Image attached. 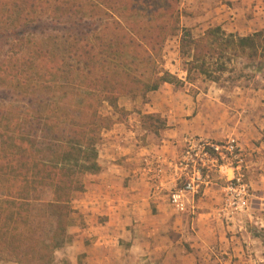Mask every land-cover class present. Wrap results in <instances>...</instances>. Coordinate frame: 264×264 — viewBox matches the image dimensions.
I'll use <instances>...</instances> for the list:
<instances>
[{"label":"trees","instance_id":"obj_1","mask_svg":"<svg viewBox=\"0 0 264 264\" xmlns=\"http://www.w3.org/2000/svg\"><path fill=\"white\" fill-rule=\"evenodd\" d=\"M180 18L179 0H0V101L11 96L0 105V261L52 264L68 243L79 177L99 172V134L115 122L103 104L123 112L119 98L183 87L192 72L218 83L237 60L264 73V30L194 37ZM170 37L184 79L163 68Z\"/></svg>","mask_w":264,"mask_h":264},{"label":"crops","instance_id":"obj_2","mask_svg":"<svg viewBox=\"0 0 264 264\" xmlns=\"http://www.w3.org/2000/svg\"><path fill=\"white\" fill-rule=\"evenodd\" d=\"M193 1L200 0H189L187 9L194 10L195 20H201V10L206 11V7L202 2L195 6ZM229 13L226 10L225 16ZM221 22L213 20L217 25ZM257 79L260 85L254 94L244 89L239 96L226 97L188 96L176 91L164 95L169 86L164 84L143 97L119 98L117 105L127 113L126 118L119 121L109 113L115 122L100 133L96 147L100 170L84 175L83 191L73 196L71 205L77 218H69L68 243L54 253L60 256L59 263L77 264L80 255L82 264H121L119 247L124 238L127 251L138 252L136 258L143 255L149 264H256L250 248L255 238L246 224L264 227V73H258ZM139 108L141 114L134 111ZM144 113L165 122L158 135L143 127L140 116ZM186 135L213 141L235 138L250 187L259 192L251 197L257 209L250 212L249 207L240 219H230L220 209V190L212 186L201 189L184 214L195 215L191 251L180 254L172 247L177 241L169 242L164 233L177 231L173 212L166 195L151 187L143 161L177 158Z\"/></svg>","mask_w":264,"mask_h":264},{"label":"rangeland","instance_id":"obj_3","mask_svg":"<svg viewBox=\"0 0 264 264\" xmlns=\"http://www.w3.org/2000/svg\"><path fill=\"white\" fill-rule=\"evenodd\" d=\"M237 1L239 2L237 3ZM188 3L189 0H179V9L181 11L180 25L189 28L194 37H198L202 35L203 32H205L208 28L215 26H219V27L221 26V28L225 32L233 33L238 36H246L254 32L264 30V0L193 1L192 3L195 6L201 4V6L206 7V11L201 10V14H200L202 18L201 20L194 19V16H192L194 10L191 11V9L190 10L187 9ZM220 4H223L224 7H220ZM216 8H221V9L217 10ZM196 9L197 8H195V10ZM226 10L230 12L229 16H225ZM223 15L224 18H221V16ZM195 17L197 18V16ZM215 19H220V21H222L221 24L219 25L214 24L213 20ZM51 35L58 37L63 35V33L61 31H55ZM62 41L63 40L60 39V37L57 40V44L59 45L61 50L63 47ZM162 61H163V68L165 70L169 71L178 78L184 79V77L186 76L185 71L187 66H186L185 58L181 57V55L179 54L178 37H170L166 40L162 51ZM246 63L247 62H245L244 60H237L236 62H234L231 65L232 70L223 74L218 83L209 82L205 80L203 77L199 76L197 73L192 72L190 74V78L188 80H185L183 87L179 88L169 85L167 88L164 89V92L162 93L164 95H170V94H174V92L176 91L178 93L181 94L183 93L188 96H197L198 94H200V96H204L206 94H210V95H221V97H226V96H239L240 95L239 93H241L244 89H246V91H252L247 93L254 94L253 91L259 87L260 80L257 79L258 73L247 68L248 65ZM143 96L144 95H137L134 97H129V99H133L136 97H143ZM2 97H4L6 101L5 100L0 101V105L2 107H6L7 102H9L7 99H9V97L11 96L3 95ZM134 111L136 113L138 112L139 114H141V108L135 109ZM111 112H113L112 116L115 117V119H118L119 121L125 120L127 115V113L124 111L114 112L112 110H109L105 105L102 106L100 110V113L104 116L108 115L107 117H109V113ZM140 119L143 124V127H145L147 130H150L156 135L160 133L159 132L161 130L160 121H163L162 119L160 121H157L156 123L155 121H151V119L147 118L145 113L140 116ZM82 179L83 177H79V180L81 182ZM246 180L248 181L247 177ZM250 189L252 194L259 192V190H256L254 188L250 187ZM162 192L165 195L167 194L165 189H163ZM78 193H75L74 195L76 194L78 195ZM211 198L212 201H215L216 199L213 197ZM249 207L251 212L252 210L254 211V209H257L258 204L254 199H251L249 203ZM74 211L75 210L72 209V213H74ZM75 214L76 213L71 214L70 218H77ZM172 214L174 215L172 219L176 223L177 231L169 229L167 232L164 233L165 235H167V239L169 242L172 240L177 241L176 245L175 242H173L174 245L172 247L176 248V250L180 254L188 253L191 251L189 247L191 241L189 239H191V237L195 233L194 231H196L195 228H191V224L193 223V221H195L193 220L195 218V215L191 216L189 214L188 215H176L174 213ZM241 215L238 216L239 217L238 219H240ZM259 225L260 223L258 224V226L246 224V228L249 230V232L251 230H255L256 233H258L259 237L257 238L253 237L255 238V242H252L250 246L252 250L251 255L255 257L254 260L257 261L256 264H264V227L260 228ZM251 235L253 236V234ZM127 245L128 242L124 240V238H122L119 247L121 264H149V262L145 259L143 255L136 258L135 255H137L138 252H136L135 255L134 253L128 252L126 249ZM134 257L135 259L133 260ZM59 259H60L59 255L57 254L54 255L52 264H61V262L59 263L60 261ZM80 259H83V256L80 257V255H78L77 264H82V262L79 261ZM2 262L6 263V261H2Z\"/></svg>","mask_w":264,"mask_h":264},{"label":"built area","instance_id":"obj_4","mask_svg":"<svg viewBox=\"0 0 264 264\" xmlns=\"http://www.w3.org/2000/svg\"><path fill=\"white\" fill-rule=\"evenodd\" d=\"M143 163L151 187L166 190L168 206L176 215L187 214L190 200L210 186L220 190L219 206L228 218H236L249 208L252 193L244 156L233 137L213 141L186 135L177 158H152Z\"/></svg>","mask_w":264,"mask_h":264}]
</instances>
